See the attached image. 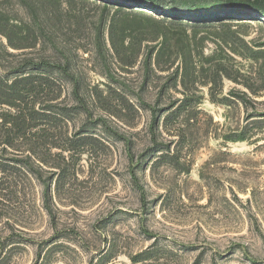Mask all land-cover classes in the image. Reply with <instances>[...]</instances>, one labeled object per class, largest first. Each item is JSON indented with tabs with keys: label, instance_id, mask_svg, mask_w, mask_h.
Instances as JSON below:
<instances>
[{
	"label": "rangeland",
	"instance_id": "1",
	"mask_svg": "<svg viewBox=\"0 0 264 264\" xmlns=\"http://www.w3.org/2000/svg\"><path fill=\"white\" fill-rule=\"evenodd\" d=\"M19 2L11 0L14 9ZM19 13L25 17L26 11ZM250 22L230 26L245 40L264 43V23ZM2 55L0 47L5 65ZM96 80L88 82L93 86ZM54 88L59 97L52 103L61 115L37 154L64 171L32 159L30 169L17 167L0 182V243L11 233L15 242L9 264H33L39 250L52 264H251L242 250L264 264V137L257 143L208 141L207 117L201 115L194 147L181 152L185 160L152 169L160 153L149 143L148 111L123 112L128 127L111 113L120 114L117 101L106 100L111 111H104L94 99L76 101L65 82ZM231 88L238 87L225 82L224 92ZM203 93L207 99L206 89ZM201 108L213 122H223V108L208 100ZM245 116L234 113L232 125H244ZM156 146L163 150L159 142Z\"/></svg>",
	"mask_w": 264,
	"mask_h": 264
},
{
	"label": "trees",
	"instance_id": "2",
	"mask_svg": "<svg viewBox=\"0 0 264 264\" xmlns=\"http://www.w3.org/2000/svg\"><path fill=\"white\" fill-rule=\"evenodd\" d=\"M18 5L14 9L11 0H0L1 59L7 65H0V182L8 181L17 167L30 169L32 159L64 171L37 154L61 115L52 103L59 97L58 81L69 86L76 101L94 99L104 111H111L106 100L117 101L120 114L111 113L128 127L123 112L148 111L149 143L160 153L152 169L185 158L181 152L189 153L203 127L201 115L207 117L203 133L208 141L263 140L264 43L245 40L230 25L246 27L254 19L261 27L264 0H20ZM21 9L25 17L19 16ZM90 77L99 80L92 86ZM225 82L239 89L225 93ZM150 92L153 103L147 100ZM206 100L225 110L222 123L201 108ZM237 111L246 115L242 126L232 125ZM125 141L132 161L130 141ZM158 142L163 150H157ZM19 145L24 147L17 150ZM13 236L0 243V264L12 259ZM242 251L248 262L258 264ZM33 264L52 261L39 250Z\"/></svg>",
	"mask_w": 264,
	"mask_h": 264
}]
</instances>
